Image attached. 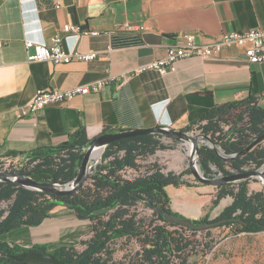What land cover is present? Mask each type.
Instances as JSON below:
<instances>
[{"label": "crops", "instance_id": "crops-1", "mask_svg": "<svg viewBox=\"0 0 264 264\" xmlns=\"http://www.w3.org/2000/svg\"><path fill=\"white\" fill-rule=\"evenodd\" d=\"M67 26L101 34L77 38L64 31ZM253 28L264 31V0H0V158L59 147L80 128L89 139L156 126L183 131L229 102L253 96L264 108V63H249L240 47H224L216 57L179 60L166 75L133 74L163 58L167 47L186 34L209 43L223 33ZM55 36L63 49L93 51L97 58L69 64L26 61L25 40L48 43ZM107 78L112 80L98 93L21 113L39 90H66ZM153 135L164 146L180 145ZM178 196L175 203L190 211L189 200ZM67 208L57 206L37 226L1 234L0 242L44 245L50 251L74 246L89 237L92 225L69 217L67 222L66 216L55 220ZM70 216L76 218L74 212Z\"/></svg>", "mask_w": 264, "mask_h": 264}, {"label": "trees", "instance_id": "trees-1", "mask_svg": "<svg viewBox=\"0 0 264 264\" xmlns=\"http://www.w3.org/2000/svg\"><path fill=\"white\" fill-rule=\"evenodd\" d=\"M195 129L218 152L210 145L199 149L198 162L207 177L217 173L221 177L240 174L248 172L247 167L257 170L263 166L264 147L261 143L264 140L243 156H236L264 133V108L258 105L255 97L213 108L181 132ZM89 141L86 131L80 128L59 147L35 150L24 157L19 153L6 155L0 158V168L10 161V172L29 175L35 181L71 182L78 174ZM166 149L154 135L117 140L106 146L88 184L66 196L0 182V235L21 226L39 225L54 208L61 206V202L70 204L68 208L73 210L77 219L88 220L92 225L89 237L79 242L84 246L82 251L66 245L50 251L44 245L23 248L0 242V263L26 264L13 261L10 256L37 252L54 254L64 264H120L113 260L112 245L116 240L125 238L134 240L140 249L131 264H192L189 258L199 248L208 246L205 238L214 227H227L247 234L264 232V190L249 192L247 180L234 186L228 183L216 187L212 206L216 207L226 198L231 199L230 204L214 219L204 217L195 222L235 221H226L206 230H192L164 221L161 215L152 210V206L180 216L170 209L166 187L191 186L181 180L182 175L164 174L156 164L152 165L150 172L138 175L136 160ZM212 167L217 173L212 172ZM127 172L133 177L127 178ZM138 203L151 210L150 217L139 215ZM2 204L6 206L2 207ZM105 208L109 210L103 214H93Z\"/></svg>", "mask_w": 264, "mask_h": 264}, {"label": "rangeland", "instance_id": "rangeland-1", "mask_svg": "<svg viewBox=\"0 0 264 264\" xmlns=\"http://www.w3.org/2000/svg\"><path fill=\"white\" fill-rule=\"evenodd\" d=\"M225 128V126H223ZM194 135H201L198 130H194ZM191 133H189L190 135ZM204 145H210V142L204 141V139H199L198 149ZM264 147V141L261 143ZM166 150L157 151L154 155L138 158L136 163L138 165V175H144L151 171L152 165L156 164L160 171L164 174L173 173L174 175H182L181 180L186 184L190 185L179 187L168 186L166 187V193L170 198V209L187 217L191 220H200L204 217L209 219H214L217 217L220 212L230 204L231 199L226 198L220 201V203L214 207L211 204V201L216 195L217 189L212 185L203 184L189 171V154H192L190 150L187 149V146L183 143L180 145L174 143L171 146L166 145ZM219 149V148H218ZM220 151V150H219ZM102 153V151H101ZM103 154V153H102ZM99 159L95 160L93 157L91 171H89V176L85 181L84 185H87L89 182V177L92 174V170L96 163L101 160L102 155ZM197 167L199 168V173L203 174L206 178H220L221 175L216 172V169L212 167V172L217 173V175L212 177H207L201 168L199 162H197ZM264 165V164H263ZM247 171H254L250 167L246 168ZM263 169V166L258 170ZM127 178L133 177L129 174L125 175ZM239 181L232 182L231 185L234 186ZM248 182V191L257 192L264 190V178H250L247 179ZM83 185V186H84ZM198 187V189H195ZM210 191V192H209ZM178 195H181L184 198H187L190 202L189 210L175 203L174 199L181 198ZM6 204H2V207H5ZM137 212L139 215L144 217L151 216V210L144 207L142 204H137ZM71 213L73 210L68 209L66 212H61L60 214L54 216L55 220L63 218L64 216L67 222L69 218L72 222H75L79 219L72 218ZM69 217V218H68ZM77 219V220H76ZM81 221V220H80ZM205 234V233H203ZM202 234V235H203ZM86 237L85 239H87ZM71 240V237L65 241ZM205 242L208 245L206 248H199L196 254L191 255L189 261L192 264H264V232L247 234V233H238L233 229L227 227H214L209 230L208 236L205 238ZM74 246L78 251H82L84 246L75 243ZM113 260L120 264H131L133 259L136 258L138 253L139 246L134 240H128L125 238L118 239L112 245ZM53 250V249H52Z\"/></svg>", "mask_w": 264, "mask_h": 264}, {"label": "built area", "instance_id": "built-area-1", "mask_svg": "<svg viewBox=\"0 0 264 264\" xmlns=\"http://www.w3.org/2000/svg\"><path fill=\"white\" fill-rule=\"evenodd\" d=\"M124 28L129 30L133 27L125 24ZM64 31L74 33L77 38L80 36L97 37L101 34L95 30H82L78 26H67ZM24 46L27 62L43 61L53 64H69L73 61H93L97 58V53L93 51L82 52L75 47L69 50L63 49L59 36L51 38L48 43L27 39L24 41ZM228 46L243 48L244 56L249 63H264V31L259 28H253L246 32L223 33L209 43H197L194 35L186 34L181 41L172 43L167 47L163 58L138 67L133 74L139 75L145 71H154L160 76L166 75L174 71V65L179 60L192 57H216L224 47ZM111 80L109 78L102 79L90 85L77 86L66 90H39L21 113H38L44 108L61 101L71 100L77 96L89 93H98ZM189 133L193 134L195 132L191 131ZM100 161L98 162L100 163ZM10 163V161H6L0 168V172H10ZM97 164L94 165V168ZM91 168L92 165L90 164L89 171H91ZM127 173L129 174V172Z\"/></svg>", "mask_w": 264, "mask_h": 264}, {"label": "water", "instance_id": "water-1", "mask_svg": "<svg viewBox=\"0 0 264 264\" xmlns=\"http://www.w3.org/2000/svg\"><path fill=\"white\" fill-rule=\"evenodd\" d=\"M163 135L166 137H170L178 141L179 143H183L186 145L187 143L192 144L193 153L189 158V171L194 176L195 179L200 181L203 184L212 185L214 187H218L224 184L243 181L250 178H264V165L261 170L248 171L240 174H231L220 178H206L203 174H199L195 169L196 161L198 162V142L199 139H204V141L210 142L206 137L202 135H194L188 134L187 132L176 131L174 129H170L166 126H156L150 129H132L125 131H118L116 133H105L101 134L97 137L90 139L87 147L85 149V153L81 160L78 174L75 179L71 182H38L32 179L29 175L21 174L17 172H0V182L3 183H14L18 187L27 188L31 190H36L40 192H45L49 194H53L56 196H66L77 192L84 184L86 179L89 176V167L92 162V153L96 147L102 148V153L104 152L106 146L109 144L125 138L137 137V136H145V135ZM264 140V133L257 137L250 145H248L245 149H243L236 156L241 157L250 151L254 146L258 145L260 142ZM210 147L213 148L216 152V148L210 143ZM101 153V155H102ZM218 153V152H217ZM101 157V156H100ZM61 206L69 207L70 204L66 202H61ZM109 208L101 209L98 211H94L93 214H103L107 212ZM152 210L159 215L162 216V219L168 223L173 225H182L192 230H206L208 228L220 225L225 223L226 221H235V219H226L219 220L215 222H195L196 220H191L182 215L176 216L173 213L168 212L165 209L158 208L156 206H152ZM10 258L17 263H26V264H64L57 260L54 254H41L37 252H29V253H20L16 256H10Z\"/></svg>", "mask_w": 264, "mask_h": 264}, {"label": "bare ground", "instance_id": "bare-ground-1", "mask_svg": "<svg viewBox=\"0 0 264 264\" xmlns=\"http://www.w3.org/2000/svg\"><path fill=\"white\" fill-rule=\"evenodd\" d=\"M187 146V149L191 151V153H193V150H192V144L191 143H187L186 144ZM101 151H102V148L100 147H96L92 153V157L97 160L99 159L100 155H101ZM188 155H191L188 153ZM195 169L196 171L199 173V168L197 167V165L195 164ZM200 174V173H199Z\"/></svg>", "mask_w": 264, "mask_h": 264}]
</instances>
